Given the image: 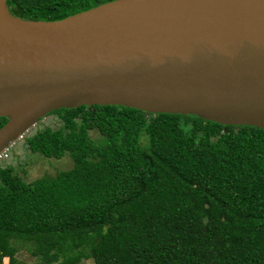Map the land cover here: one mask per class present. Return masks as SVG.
Returning a JSON list of instances; mask_svg holds the SVG:
<instances>
[{
  "label": "trees",
  "instance_id": "16d2710c",
  "mask_svg": "<svg viewBox=\"0 0 264 264\" xmlns=\"http://www.w3.org/2000/svg\"><path fill=\"white\" fill-rule=\"evenodd\" d=\"M112 1L7 4L48 22ZM51 114L57 129L22 141L72 169L25 182L0 165V264L20 248L36 264H264V130L114 106Z\"/></svg>",
  "mask_w": 264,
  "mask_h": 264
},
{
  "label": "water",
  "instance_id": "95a60500",
  "mask_svg": "<svg viewBox=\"0 0 264 264\" xmlns=\"http://www.w3.org/2000/svg\"><path fill=\"white\" fill-rule=\"evenodd\" d=\"M0 0V154L58 110L264 130V0H115L29 21Z\"/></svg>",
  "mask_w": 264,
  "mask_h": 264
},
{
  "label": "rangeland",
  "instance_id": "374dc122",
  "mask_svg": "<svg viewBox=\"0 0 264 264\" xmlns=\"http://www.w3.org/2000/svg\"><path fill=\"white\" fill-rule=\"evenodd\" d=\"M45 126L57 129L60 124L55 116H50L44 121L40 122L36 128H43ZM96 135L92 134V138ZM6 155L4 156V154ZM2 155L3 161H0V165L6 164L14 168L17 175H19L25 182H32L35 179L42 177H54L59 172L68 171L72 169L73 162L68 155L63 158L57 159H44L40 155L32 154L24 146L23 141H18L15 144L8 147ZM18 264H36L25 248H20L17 254ZM7 264V260L3 261ZM80 264H92L91 260L83 261Z\"/></svg>",
  "mask_w": 264,
  "mask_h": 264
},
{
  "label": "built area",
  "instance_id": "2783aa9c",
  "mask_svg": "<svg viewBox=\"0 0 264 264\" xmlns=\"http://www.w3.org/2000/svg\"><path fill=\"white\" fill-rule=\"evenodd\" d=\"M6 152H7V150H5ZM4 151V152H5ZM4 152H2L1 154H0V161H2L3 160V157H2V155L4 154ZM6 155V153L4 154V156Z\"/></svg>",
  "mask_w": 264,
  "mask_h": 264
},
{
  "label": "flooded vegetation",
  "instance_id": "af4514ba",
  "mask_svg": "<svg viewBox=\"0 0 264 264\" xmlns=\"http://www.w3.org/2000/svg\"><path fill=\"white\" fill-rule=\"evenodd\" d=\"M50 116H53V115H52V114H49V115L46 117V119H47L48 117H50ZM40 122H42V121H40ZM40 122H39V123H40ZM2 161H3V160H2Z\"/></svg>",
  "mask_w": 264,
  "mask_h": 264
}]
</instances>
